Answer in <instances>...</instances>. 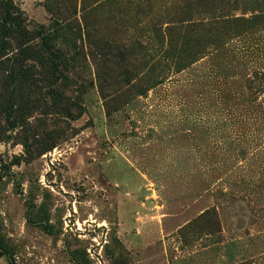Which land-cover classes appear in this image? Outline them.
Instances as JSON below:
<instances>
[{
	"label": "rangeland",
	"instance_id": "374dc122",
	"mask_svg": "<svg viewBox=\"0 0 264 264\" xmlns=\"http://www.w3.org/2000/svg\"><path fill=\"white\" fill-rule=\"evenodd\" d=\"M13 2L69 61L0 83V264H264V0Z\"/></svg>",
	"mask_w": 264,
	"mask_h": 264
},
{
	"label": "trees",
	"instance_id": "16d2710c",
	"mask_svg": "<svg viewBox=\"0 0 264 264\" xmlns=\"http://www.w3.org/2000/svg\"><path fill=\"white\" fill-rule=\"evenodd\" d=\"M213 5L223 0H201ZM213 17L207 22L189 23L179 25L178 29H199L212 30L222 21H217ZM214 20V21H213ZM191 22V20H189ZM27 19L23 11L13 2V0H0V83L2 91H7L9 84L14 86V90L9 93L11 102L19 105L28 101L31 86L32 74L31 65H67L69 59L61 54L60 50H55L58 40L57 29L43 31L40 27L36 35L28 30ZM36 39L40 43L33 44ZM31 83V84H30ZM3 92V93H4ZM1 96V94H0ZM13 104V107L16 106ZM12 104V103H11ZM13 107L4 109L5 123L8 128L13 129L22 122L30 109L19 111L15 117ZM20 107V106H19ZM24 114V115H23ZM9 264H14L10 261ZM113 264H124L122 260Z\"/></svg>",
	"mask_w": 264,
	"mask_h": 264
}]
</instances>
